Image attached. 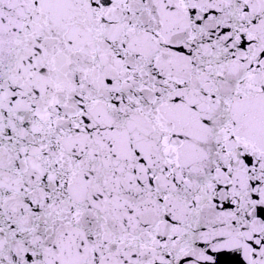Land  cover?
<instances>
[{
	"label": "snow or ice",
	"instance_id": "obj_1",
	"mask_svg": "<svg viewBox=\"0 0 264 264\" xmlns=\"http://www.w3.org/2000/svg\"><path fill=\"white\" fill-rule=\"evenodd\" d=\"M0 264H264V0H0Z\"/></svg>",
	"mask_w": 264,
	"mask_h": 264
}]
</instances>
